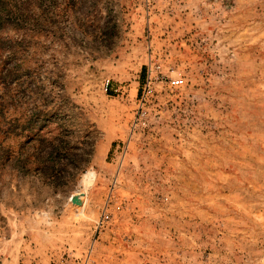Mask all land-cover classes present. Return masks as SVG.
<instances>
[{"label":"rangeland","instance_id":"1","mask_svg":"<svg viewBox=\"0 0 264 264\" xmlns=\"http://www.w3.org/2000/svg\"><path fill=\"white\" fill-rule=\"evenodd\" d=\"M0 264H264V0H0Z\"/></svg>","mask_w":264,"mask_h":264},{"label":"built area","instance_id":"2","mask_svg":"<svg viewBox=\"0 0 264 264\" xmlns=\"http://www.w3.org/2000/svg\"><path fill=\"white\" fill-rule=\"evenodd\" d=\"M183 84V79L178 76L176 77L174 80L171 81V85L174 86V87H179ZM104 92H108L109 89H110V81L109 80H106L105 83H104Z\"/></svg>","mask_w":264,"mask_h":264},{"label":"water","instance_id":"3","mask_svg":"<svg viewBox=\"0 0 264 264\" xmlns=\"http://www.w3.org/2000/svg\"><path fill=\"white\" fill-rule=\"evenodd\" d=\"M70 201H71L72 204H76V201H78V200L75 199V198H72V197H71V198H70Z\"/></svg>","mask_w":264,"mask_h":264}]
</instances>
